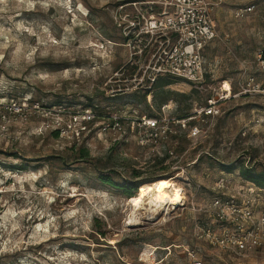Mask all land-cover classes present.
Segmentation results:
<instances>
[{
	"label": "rangeland",
	"instance_id": "374dc122",
	"mask_svg": "<svg viewBox=\"0 0 264 264\" xmlns=\"http://www.w3.org/2000/svg\"><path fill=\"white\" fill-rule=\"evenodd\" d=\"M145 1L0 0V101L27 102V118L7 110L9 130H0V264H264L263 229L256 228L262 243L224 246L217 240L224 228L234 236L238 227L213 205L249 206L245 229L262 226L264 188L240 169L264 170V0L214 5L217 37L202 50L207 79L172 77L167 86L192 93L168 101L179 116L231 81L232 96L204 125L206 134L193 139L182 131L140 145L131 130L100 133V120L83 131L89 106L99 119L162 111L155 86L151 100L142 99L150 85L145 65L163 45L140 28ZM54 106L64 112L44 115ZM72 115L73 127L56 133L53 118L65 125ZM161 178L183 189V203L155 212L146 198L135 209L140 185Z\"/></svg>",
	"mask_w": 264,
	"mask_h": 264
},
{
	"label": "built area",
	"instance_id": "2783aa9c",
	"mask_svg": "<svg viewBox=\"0 0 264 264\" xmlns=\"http://www.w3.org/2000/svg\"><path fill=\"white\" fill-rule=\"evenodd\" d=\"M225 0H147V15L143 10H138L137 17H142L144 25L140 27L146 33H154L163 38V45L160 47L161 53L157 59H148V64L144 68V76L149 81L147 86V97L152 98V85L159 76L179 77L188 80L194 84H204L207 79L206 60L203 57L202 50L207 43L217 37L216 22L212 16L214 5H218ZM139 1L133 2L136 5ZM254 8L251 5L245 8L250 11ZM134 28L140 25L139 20L132 22ZM173 41V43H172ZM259 59L264 63V55L261 51ZM141 60V59H139ZM229 87H225V83ZM261 89V85H257ZM246 91V88H244ZM248 90V89H247ZM233 87L230 80L222 81L219 88H214L206 102L193 109L187 116L172 115L173 105L165 103L161 106V112L154 115L133 113H119L118 111L99 115L89 106L83 109V131L87 129L89 123L99 121V132H114L120 136L126 135L127 130L134 133L136 141L140 145H146L150 142H164L179 132L186 131L189 138H199L206 134L205 126L215 119L220 113V104L223 99L232 96ZM27 102L20 103L14 98L9 101H0V130L7 133L9 130V121L6 119L8 110L10 114L19 115L27 118L25 110ZM35 108L41 109L36 103ZM64 112L62 107H52L42 109L44 115L54 111ZM65 125H62L61 119L53 118L52 124H55L57 132L62 135L73 127L77 120V115H72ZM202 124V125H201ZM205 125V126H204ZM216 214L222 219L230 218V223L238 227L236 235H230L229 227L226 226L222 232L223 235L218 240L224 246L234 245L237 249H244L248 244L262 243V237L259 230L264 231V215L261 219L262 226L252 225L245 229L243 222H248L252 218V211L249 206L239 205L234 200L222 201L217 199L214 202ZM258 228L259 230H257ZM261 231V230H260ZM211 237V233L207 234ZM214 241L213 237L210 239Z\"/></svg>",
	"mask_w": 264,
	"mask_h": 264
},
{
	"label": "bare ground",
	"instance_id": "6f19581e",
	"mask_svg": "<svg viewBox=\"0 0 264 264\" xmlns=\"http://www.w3.org/2000/svg\"><path fill=\"white\" fill-rule=\"evenodd\" d=\"M225 87H229V83H225ZM146 198H150L152 210L157 212L167 205L172 207L181 205L185 196L183 189L174 180L161 178L155 183L140 185L139 193L131 199V204L135 209L144 208Z\"/></svg>",
	"mask_w": 264,
	"mask_h": 264
},
{
	"label": "trees",
	"instance_id": "16d2710c",
	"mask_svg": "<svg viewBox=\"0 0 264 264\" xmlns=\"http://www.w3.org/2000/svg\"><path fill=\"white\" fill-rule=\"evenodd\" d=\"M264 54V51H263ZM175 80L171 76H161L156 79V81L152 85L157 88V93L153 95L154 101H156L159 105H163L165 103H168L170 100H175V101H186L187 98L191 96V94L185 93V92H180V91H175L170 88H167L170 84L174 83ZM196 91L193 89V92ZM147 97V91L143 93L142 99H146ZM190 112H185L184 114H181L179 116H187ZM149 115H154L149 114ZM57 133V131H56ZM85 152L84 155L88 154V151L86 149H83ZM240 175L248 181H251L255 184H257L259 187L264 188V170H257L253 166H246L244 168L240 169ZM137 186L134 187L136 189Z\"/></svg>",
	"mask_w": 264,
	"mask_h": 264
}]
</instances>
